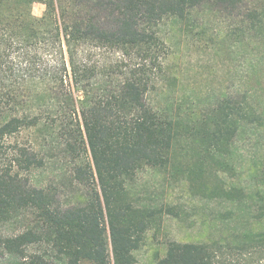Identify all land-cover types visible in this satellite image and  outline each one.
<instances>
[{"label": "trees", "instance_id": "16d2710c", "mask_svg": "<svg viewBox=\"0 0 264 264\" xmlns=\"http://www.w3.org/2000/svg\"><path fill=\"white\" fill-rule=\"evenodd\" d=\"M34 3L44 4L40 16ZM234 13L255 29L264 23V2L0 0V223H23L0 237L5 252L24 258L28 245L46 244L64 264H136L146 234L165 216H179L133 192L144 169L179 173L216 200L245 202V190L228 186L224 174L235 171L242 124L259 119L246 97L224 96L204 112L193 100L159 109L148 98L166 75L164 22L202 32L207 14ZM90 48L122 59L105 71ZM42 123L60 130L73 177L85 186L77 203L60 204L31 178L43 162L19 136ZM250 247H264V231L246 230L234 244L169 240L153 264H233L228 255ZM27 264L44 263L37 255Z\"/></svg>", "mask_w": 264, "mask_h": 264}, {"label": "rangeland", "instance_id": "374dc122", "mask_svg": "<svg viewBox=\"0 0 264 264\" xmlns=\"http://www.w3.org/2000/svg\"><path fill=\"white\" fill-rule=\"evenodd\" d=\"M43 10L42 3L32 6L36 16ZM196 30L190 32L171 21L161 25L160 32L168 44L166 75L148 98L159 109L178 102L187 106L193 100L195 110L204 112L224 96L244 95L259 119L242 124L234 140L235 171L226 172L224 179L228 186L243 188L247 197L242 205L216 200L205 196L203 187L192 186L179 173L141 170L133 192L144 203L174 206L179 216H165L159 229L146 234L136 264H153L169 240L234 244L236 236L246 230L264 231V23L253 29L245 14H207L204 31ZM89 58L106 71L122 56L109 48H90ZM59 131L42 123L23 131L19 139L31 142L43 162L32 171L33 181L52 189L57 201L67 206L79 202L86 189L73 177L74 162L65 151ZM228 211H232V217ZM22 228L21 221L0 223V237L16 234ZM37 255L44 264H64L46 244L28 245L24 258L0 247V264H27ZM228 258L233 264H264V247H250L239 253L233 250Z\"/></svg>", "mask_w": 264, "mask_h": 264}]
</instances>
